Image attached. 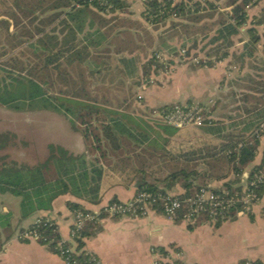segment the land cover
I'll list each match as a JSON object with an SVG mask.
<instances>
[{
	"label": "trees",
	"instance_id": "trees-1",
	"mask_svg": "<svg viewBox=\"0 0 264 264\" xmlns=\"http://www.w3.org/2000/svg\"><path fill=\"white\" fill-rule=\"evenodd\" d=\"M7 1L0 0V15L11 20L12 30L9 34L7 23L0 20V36L5 30V37H11L13 54L0 60V105L15 111L44 109L57 112L80 132L86 143V152L77 154L67 152L60 145L48 144V152L42 161L32 165L13 162L11 167L0 170V192L7 191L19 198L21 215L34 209H49L51 201L64 193L96 201L102 173L100 162L131 176L134 193H165L177 186L180 191L175 194L184 197L193 190L192 187L205 186L213 180H221L222 189L239 191L242 185L236 183L253 160L258 146V137L251 129L264 120V59L254 54L260 38L256 28L263 27L264 31V6L251 18L246 13V9L255 5L257 0H226V9L217 12L219 18L215 20L212 17L216 6L209 0H140L142 22L153 31L168 22L165 33L170 38L181 39L179 48L183 51L180 56L188 57L190 50L204 40L197 50L203 52L204 58L196 61L198 66L211 67L227 58L240 67L247 65L244 78L249 85L240 94L243 109L238 120L224 123L208 117L201 124L183 131L173 127L172 137L167 138L159 149L146 146L149 132L127 112L132 102L129 92L121 90L119 99L115 95L109 96L105 87H101L102 92L96 86L87 87V77L101 76L104 79L110 71L112 78L118 75L131 77L136 72V57L131 53L137 47L126 31L120 34L121 39L113 38L100 48L104 55L84 57L87 46H98L116 26L109 25L103 15L123 12L127 5L121 0L91 3L10 0L11 7L4 9ZM201 20L204 22L198 24ZM5 25L6 29H3ZM133 26L140 30L143 41L149 42L147 46H151V34L139 23ZM240 30L247 38L239 49L231 51L233 37ZM162 35L158 36L161 44L165 41ZM109 52L118 55L114 65L110 63ZM152 59L150 54L139 64L141 77L147 76L152 64L158 66ZM117 83L122 84L121 78ZM250 97L254 100L251 104L248 103ZM172 105H161L158 112L168 110ZM184 131L194 134V143L186 139ZM263 133L264 130L260 135ZM260 157V162L249 168L247 182L252 172L264 162V147ZM157 164L160 170L164 169V175L160 179L147 176V167ZM254 191L257 197L260 196L264 184L258 185ZM117 201L111 199L107 203ZM66 207L70 211L84 209L70 201L66 202ZM233 213L234 209L228 217ZM45 218L40 217V222H32L18 233L35 232V240L57 255L59 250H67V264H92L89 252L82 249V237L88 235L87 227L96 220L86 222L67 242L61 239L56 224L45 221ZM200 219L203 217L194 221Z\"/></svg>",
	"mask_w": 264,
	"mask_h": 264
},
{
	"label": "crops",
	"instance_id": "crops-1",
	"mask_svg": "<svg viewBox=\"0 0 264 264\" xmlns=\"http://www.w3.org/2000/svg\"><path fill=\"white\" fill-rule=\"evenodd\" d=\"M121 1L127 5L123 12L116 11L103 15L109 25L116 24L113 31L98 46H87L84 51L85 58L91 54H102L100 48L106 46L109 40L120 38V34L125 31L130 34L133 39L132 43L137 47L133 48L131 54L133 56L142 54L140 58L143 61L149 58L150 55L146 56L147 50L154 46L155 41L153 40L151 46H147L149 42L143 41L142 33L133 24L139 23L149 33L153 30L140 19L141 11L137 15L130 10L131 0ZM138 1L141 6V1ZM4 5V9L10 8V0ZM0 20L7 23V32L10 34L11 20L5 15H0ZM3 29H6V25ZM2 33L3 36H0V60L13 54L10 47L11 37H5V30ZM151 36L153 39L156 38L155 33ZM82 43L84 44V41ZM14 51L16 52L17 48ZM117 57V54L109 52L111 65H114ZM216 63V67L199 66L191 67L190 70H187V67L183 68L181 73H183L185 81L188 82L184 84L183 94L177 95L174 99L170 96H164L161 99L154 97L155 93L157 94L159 91L151 85L146 86L141 91L143 106L149 108L176 102L187 104L196 102L205 108L209 118L228 123L230 120H223L215 112V99H217L215 94L220 90V85L217 82L224 74L217 67L220 63ZM137 66L139 68V65ZM194 76L196 77V89H193V85H191ZM200 77L201 80H199ZM5 108L9 109L0 105V110ZM129 115L131 119L149 132L150 136L146 146L152 149L161 148L166 139L172 137L175 132L172 126L159 124L157 120L150 119L151 117L144 118L130 112ZM248 135H250V131ZM11 139L12 133L9 131L0 132V170L11 167L13 162L32 165L42 161L48 152V144L60 145L72 154L85 152H72L59 143H48L46 153L40 160H35L32 164L25 161L18 162L11 159V154L8 151ZM263 147L264 133L258 138V146L253 160L243 170L236 185H243L246 182L249 168L260 162ZM100 164L102 173L99 181V193L94 202L64 193L51 201L49 209H34L26 215H21L19 198L7 191L0 192V264H67L35 239H20L18 232L20 229L28 227L36 217H48L56 224L61 238L66 239L71 223V212L66 207L67 201L75 202L87 210L98 211L111 199L118 201L129 199L135 192V184L134 180L130 178L131 176L117 168L114 170L113 166H106L101 162ZM221 183V180H213L207 185L210 188H220ZM179 191L180 189L175 186L170 192L175 194ZM87 231L88 235L82 237L84 242L82 249L91 253L97 259L98 264H238L244 260L264 262V191L254 201L250 211L235 212L219 222H208L205 219H200L199 222L176 221L167 219L158 212L124 216L102 214L93 225L87 227Z\"/></svg>",
	"mask_w": 264,
	"mask_h": 264
},
{
	"label": "rangeland",
	"instance_id": "rangeland-1",
	"mask_svg": "<svg viewBox=\"0 0 264 264\" xmlns=\"http://www.w3.org/2000/svg\"><path fill=\"white\" fill-rule=\"evenodd\" d=\"M209 1H212L216 6V13L212 17V20H215L219 18L217 12H222L226 9V0ZM263 6L264 0H257L255 5H251L246 9L248 17L251 18L257 15ZM129 8L134 14L137 15L141 11V6L138 0H131ZM202 20L198 24H202L204 22ZM205 20L207 21V19ZM168 26L169 24L166 22L164 25L158 26L153 32H150L152 35L155 33L156 38L153 39L155 44L147 50L146 56L150 54L153 55V63H157L158 66L156 67L155 64H152L149 68L150 70L147 76L141 77L142 75L140 74V68H138L137 65L144 61L140 58L142 54H139L140 56H135L137 57V68L136 72L132 73L133 75L131 77L118 75L112 78V72L110 71L109 75L104 79H102L101 76L94 79L92 77H87V87L92 89L94 86H96L101 92V87H105L109 90V94L107 93L109 96L115 95L119 99L122 96L121 90H125L131 94L132 100L129 107L130 110L127 112L133 113L136 116H143L144 118H146V116L148 118L151 117L150 119L157 120L159 124L167 125L163 123L158 116V108L160 106L149 108L143 106L141 102L143 99L141 96L142 89L151 85L154 87V89L159 91L157 92L158 96L155 93L154 97L161 99L164 96H170L174 99L177 97V95L183 94L182 92H184V84L188 82L185 81L183 73H181L183 68L187 67V70H190L191 67H199L196 61L199 59H204L203 52L197 51L204 40L199 42L195 49L190 50L191 55L188 57L180 56L183 51L181 48H179L181 39L175 37L170 38V36L165 33ZM262 28L263 27L256 28L260 38L256 43V50L254 54L257 55V57L264 59V31ZM213 29L214 27L211 28L210 31ZM239 32L240 33L237 36L233 37L234 44L230 48L231 51L239 49L241 43L247 38L242 30ZM160 34H163L162 36L165 38V41L162 44L159 42L160 40L158 38ZM198 37H201V35L198 34ZM172 47L175 48V50H173ZM179 57H181V59ZM218 63L220 64H218L217 67L219 70L223 71L224 74L217 82L220 85V90L216 91L215 94V96L217 95V99H215V112L217 113V116H220V118H223V120L227 119L228 121H236L239 119V115H241V109H243L241 107L242 101L240 99V94L245 90L243 88L249 85L248 81L244 78V73L247 71V65L245 64L243 67H240L237 63L232 62V60L228 58ZM216 64L217 63H214L213 67H216ZM119 78H121L122 84L117 83ZM195 79L196 77L194 76L191 80L193 89H196L197 87ZM199 80H201V77ZM253 101L254 100L251 97L248 99L249 104H251ZM194 103L198 104L196 102ZM174 104L187 103L176 102ZM198 105L203 107L201 104ZM188 128H192V126H181L178 129L182 130ZM253 129L254 127L252 128L251 132ZM3 131H9L12 133V139L9 141L11 143L10 146H8V151L11 154V159L18 162L25 161L32 164L35 162V160H40L46 153V145L48 143H59L70 149L72 152H86V143L84 142L80 132L74 130L69 121L63 115L51 110L25 109L15 111L6 108L1 109L0 132ZM184 134L187 136V138H184L188 139V141H191L190 143H194V134H188L186 132ZM182 140L185 141V139ZM179 141L180 140L177 139V142ZM164 167L166 168V166ZM160 168L161 167H159L157 164V166L152 165L147 167L145 171L147 172V176L150 175L160 179L164 175V169L160 170Z\"/></svg>",
	"mask_w": 264,
	"mask_h": 264
},
{
	"label": "built area",
	"instance_id": "built-area-1",
	"mask_svg": "<svg viewBox=\"0 0 264 264\" xmlns=\"http://www.w3.org/2000/svg\"><path fill=\"white\" fill-rule=\"evenodd\" d=\"M86 3L99 2L100 0H77ZM77 7V5H74ZM160 120L172 127L196 126L208 118L206 111L198 104H174L168 110L159 112ZM264 130V120L258 122L254 127L252 134L259 138L260 133ZM239 145V144H238ZM264 184V162L252 172L248 182H244L239 191L225 190L222 188H210L208 185L191 187L193 190L184 197H178L171 192H149L139 191L134 193L125 201L106 203L100 210L92 211L87 209L71 210V223L68 227V236L63 241L70 242L79 229L86 222L98 219L100 213L109 216L124 215H145L149 212H158L167 219L174 220L179 218L184 222H192L198 217H203L208 222L223 220L229 216L232 209L235 212H248L252 204L257 199L254 189ZM40 217H36L33 223L40 222ZM45 221L53 222L46 217ZM18 237L36 239L37 235L33 231H24L18 233ZM70 250H73L70 248ZM67 250H59V257L68 263ZM92 264H98L97 259L89 253ZM242 264H264L258 260H244Z\"/></svg>",
	"mask_w": 264,
	"mask_h": 264
}]
</instances>
